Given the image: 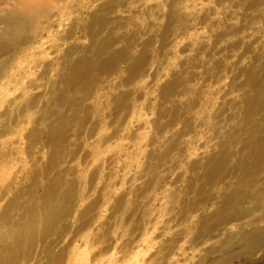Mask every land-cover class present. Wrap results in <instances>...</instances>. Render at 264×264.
Listing matches in <instances>:
<instances>
[{
    "label": "rangeland",
    "instance_id": "374dc122",
    "mask_svg": "<svg viewBox=\"0 0 264 264\" xmlns=\"http://www.w3.org/2000/svg\"><path fill=\"white\" fill-rule=\"evenodd\" d=\"M0 34L4 264H264V0H0Z\"/></svg>",
    "mask_w": 264,
    "mask_h": 264
},
{
    "label": "bare ground",
    "instance_id": "6f19581e",
    "mask_svg": "<svg viewBox=\"0 0 264 264\" xmlns=\"http://www.w3.org/2000/svg\"><path fill=\"white\" fill-rule=\"evenodd\" d=\"M5 20V18H4ZM6 22L8 21V25H16L18 24H24V21H23V17L22 16H18V17H13V18H9L8 19L6 18L5 20ZM3 36V34H0V36ZM7 35L3 36L4 38H6ZM11 38L13 39H16L18 38V33L17 32H13L10 36ZM9 37V38H10ZM5 42L2 41L0 42V47H2V44ZM116 55L118 56V58L120 56H122V51H119L118 53H116ZM85 61V60H84ZM108 63V61H105ZM106 63V64H107ZM141 63V59H138L136 60L133 65H131L130 67V71H134L136 70L139 65ZM109 64V63H108ZM77 65H81V63L77 62L76 64H72L71 66V69L72 68H79L80 66H77ZM85 65V64H83ZM80 70V69H79ZM79 70H75L71 75H68V81L69 82H74L77 78H79L78 76V72H80ZM85 70V67L81 69V71ZM263 70H264V67H263ZM77 72V73H76ZM88 73V72H87ZM76 82V81H75ZM264 87H259V89H253V93L255 97V99H261L263 97V100L262 102L264 103ZM85 92V91H84ZM254 99H249L248 100V106H246V112L245 114H249V112L251 111V107H252V101ZM61 103V101H60ZM81 106V105H80ZM248 117V115H247ZM244 122V121H242ZM246 123V122H245ZM242 128L244 129V133L246 134V137L242 140V147L244 148H250L249 153H251V155L253 154H256V153H259V152H264V144H260V141H264V134L258 136V137H251L253 133H255L256 131H253L252 127L246 123V124H242L241 125ZM238 129V128H237ZM239 130V129H238ZM236 131V130H235ZM235 133V132H234ZM233 134V133H232ZM241 134V133H240ZM229 135V134H228ZM228 135L222 139L221 141V144H224L223 147H225L227 150V146H228V142H231L232 140L235 141V139H232V138H229ZM238 136V135H237ZM241 136V135H240ZM239 136V137H240ZM233 137H234V134H233ZM225 150L222 149L221 152H220V157H213V158H210V160L208 161V165H210L211 167H209L207 169V166L205 168V172H204V175L205 177L207 178L208 176H211L213 175V173L215 172H218V168H219V165H220V160H221V157L222 156H225ZM229 150V149H228ZM247 152V150H245ZM244 151V152H245ZM255 158V157H254ZM257 160V159H256ZM238 161V160H237ZM253 161V160H252ZM258 161V160H257ZM253 163V162H252ZM238 164H242V162L240 161ZM224 169V168H223ZM221 171V170H220ZM207 173V174H206ZM207 175V176H206ZM240 176V175H239ZM246 177V175H245ZM62 183L63 181L62 180H59V179H55L54 181H52L51 183H49V185L47 186L48 188H46V193L48 195V199L45 201V204L44 206L46 207L47 205H49V202L50 201H53L56 197V200L57 199H61L63 198V193L61 192V187H62ZM239 188V187H237ZM245 193V191H243ZM65 197V196H64ZM262 199V198H261ZM261 201V200H260ZM20 203V202H19ZM11 204L8 205V207L10 206ZM9 209V208H8ZM24 216V215H23ZM5 217H8V214H6ZM11 218V217H10ZM57 219V215L54 214V213H46V217H45V222L48 226L52 225V223ZM24 235L20 236L19 239L17 240V246L13 247L12 249L9 248L7 249L6 251H0V264H4V263H10L12 262V259L16 256L15 254L16 253H20L21 249L22 248V239H23ZM240 246L248 251L246 252H250V254H252V250L254 249H260L262 247H264V228H260V229H253V230H250V231H243L242 234L240 235ZM256 252V251H255ZM239 253V252H238ZM238 255V254H237ZM249 256V255H247ZM223 261V260H222ZM225 262V261H224Z\"/></svg>",
    "mask_w": 264,
    "mask_h": 264
}]
</instances>
